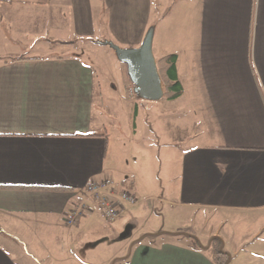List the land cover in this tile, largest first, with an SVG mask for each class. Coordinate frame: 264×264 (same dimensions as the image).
Returning <instances> with one entry per match:
<instances>
[{
  "label": "crops",
  "instance_id": "obj_1",
  "mask_svg": "<svg viewBox=\"0 0 264 264\" xmlns=\"http://www.w3.org/2000/svg\"><path fill=\"white\" fill-rule=\"evenodd\" d=\"M162 1L0 0V45L24 52L0 59V264H216L187 234L264 264V0ZM151 26L183 87L154 103L192 115L184 142L125 80L104 96L90 63L54 53L99 30L137 47ZM91 182L137 201L107 222Z\"/></svg>",
  "mask_w": 264,
  "mask_h": 264
},
{
  "label": "rangeland",
  "instance_id": "obj_2",
  "mask_svg": "<svg viewBox=\"0 0 264 264\" xmlns=\"http://www.w3.org/2000/svg\"><path fill=\"white\" fill-rule=\"evenodd\" d=\"M171 1H175V0H171ZM162 2H163L162 4L158 5L160 9H164L167 6L166 4L167 0H163ZM154 24L156 23L154 22ZM158 27L156 31L157 34H158V29H159ZM156 32H155V35H156ZM104 33H106V31L102 32L101 30H99L95 36L91 37L90 39H87L84 43L80 44V46L78 47H75V46H70V47L60 46L59 47L58 46L54 48V53L58 55H69L73 53L80 55L84 61L90 63L95 68L96 73L101 78V81L103 82V84L101 83V85H102L104 96H107L108 94H111L110 96H118V92H123L122 81L125 80V75L124 77H121L119 73L117 74V67L119 65L121 66V63L118 61L114 50L111 49L109 46L96 44V41L108 40V39H100V37H102ZM111 41L119 45L115 40H111ZM3 47H4L3 45H0V59H9L10 57H18L24 54V52L17 53V51L8 52ZM113 83L117 84L116 89L112 88ZM129 89L128 87L125 86L124 91L126 93V96L127 95L131 96V99L137 100L138 97L133 92V86L130 85ZM186 98H189V96L184 97L179 102L184 101ZM149 102L151 103L153 102L154 110H159V111L168 110L167 113L166 112L162 113L164 114L163 121L168 120V122L170 123L172 120L174 124L172 136L174 137L177 143H180L181 141L183 142L186 141V138L190 135L192 131L191 130L192 128H190V125H189L190 121L192 120V115L190 113L182 115L181 113L182 111H179L180 109H179L178 103H170V101H163V103H154V102H160V101H149ZM171 109H173L174 111L172 115L170 113ZM154 124L155 123L153 122V125ZM182 124H184V126L187 124V126L185 127L186 130L180 131L177 128H181V126H183ZM177 126H180V127H177ZM166 136L168 137L169 134H167ZM177 137H180L181 139L176 140Z\"/></svg>",
  "mask_w": 264,
  "mask_h": 264
},
{
  "label": "water",
  "instance_id": "obj_3",
  "mask_svg": "<svg viewBox=\"0 0 264 264\" xmlns=\"http://www.w3.org/2000/svg\"><path fill=\"white\" fill-rule=\"evenodd\" d=\"M154 27L146 31L137 47L125 48L111 40L96 41L114 50L118 61L127 68V75L133 86V92L139 99L158 101L163 98L162 80L153 54Z\"/></svg>",
  "mask_w": 264,
  "mask_h": 264
},
{
  "label": "trees",
  "instance_id": "obj_4",
  "mask_svg": "<svg viewBox=\"0 0 264 264\" xmlns=\"http://www.w3.org/2000/svg\"><path fill=\"white\" fill-rule=\"evenodd\" d=\"M176 60L177 56L174 54L156 59L157 69L161 77L162 86L164 90L163 97L168 100L177 99L183 93V87L177 77ZM121 65L124 69L125 86L129 89L130 85L132 86V84L127 75V68L124 64ZM187 235L193 238L194 243L198 248L209 251V254L211 255L213 261L216 264H227L229 260V255L222 250L221 240L216 237H213L210 240V243L204 246L200 243L197 237L190 234Z\"/></svg>",
  "mask_w": 264,
  "mask_h": 264
},
{
  "label": "built area",
  "instance_id": "obj_5",
  "mask_svg": "<svg viewBox=\"0 0 264 264\" xmlns=\"http://www.w3.org/2000/svg\"><path fill=\"white\" fill-rule=\"evenodd\" d=\"M87 192L97 203L103 218L107 222L115 221L125 204L132 205L136 203V196L129 191L114 193L112 187L106 182H91L87 185ZM85 204L79 203L71 209L66 215V221L74 224L77 220L85 215Z\"/></svg>",
  "mask_w": 264,
  "mask_h": 264
}]
</instances>
